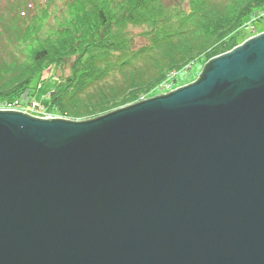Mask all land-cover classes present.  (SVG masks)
<instances>
[{"label":"water","instance_id":"95a60500","mask_svg":"<svg viewBox=\"0 0 264 264\" xmlns=\"http://www.w3.org/2000/svg\"><path fill=\"white\" fill-rule=\"evenodd\" d=\"M0 264H264V30L94 118L0 110Z\"/></svg>","mask_w":264,"mask_h":264},{"label":"trees","instance_id":"16d2710c","mask_svg":"<svg viewBox=\"0 0 264 264\" xmlns=\"http://www.w3.org/2000/svg\"><path fill=\"white\" fill-rule=\"evenodd\" d=\"M58 1L71 6V18L56 27L40 24ZM160 2L44 0L26 6L8 0L0 7V51L8 53L7 62L0 59V99L30 94L45 65L77 54L64 84L48 94V109L73 120L94 118L136 103L161 83L181 84L179 71L231 50L264 13V0H189L183 7ZM139 26L143 43L131 30ZM45 27L48 34L36 40L33 34ZM21 44L26 59L16 56Z\"/></svg>","mask_w":264,"mask_h":264},{"label":"rangeland","instance_id":"374dc122","mask_svg":"<svg viewBox=\"0 0 264 264\" xmlns=\"http://www.w3.org/2000/svg\"><path fill=\"white\" fill-rule=\"evenodd\" d=\"M38 1L43 2L44 0H24V2L26 3V6H31V5H35ZM189 0H161V4H168V3H177L179 6L183 7ZM8 2V0H0V7H2L3 5H5ZM57 6L54 7L53 9H51L52 11L49 10V12L46 14V18L45 20L40 24H48L46 26L49 25H53V26H58V24L60 23L61 25L64 24L66 21H68V19L71 18V13H69V8H65L63 1H58L57 2ZM33 9V8H31ZM30 10L29 7L27 8V11ZM26 11V9H25ZM26 11V12H27ZM58 19V20H56ZM253 25L250 24L247 27V31L250 30L251 25L253 26L252 30L249 31L248 35L249 36H253L257 33H260V31L264 30V17H261L260 19H256L253 20ZM255 26V27H254ZM143 26H139V28H132V32L134 35H136V41H142L143 40L138 37V32L143 30ZM256 28V31H255ZM48 34V32L46 31V27L45 29H43L42 31H40V33L35 32L33 34V36H37L36 40H40L42 38H44L46 35ZM22 44L19 47V50L16 51V56L18 58L21 59H26V55L28 54L26 52V50L22 49ZM1 52H4L1 54ZM14 54V53H13ZM76 56L77 54H74L71 56V54H68L67 57L63 58L60 63H58L57 65H45L41 74L38 76V78L35 80L36 82H33L32 85H30L33 89H30V94L27 95V97H29L30 100H33L34 98V102H37V100L39 101V103L43 106H47L46 108H48V94H50L51 91L55 90V86L57 84H61L63 85L64 82L63 80L65 79L66 76L71 74V66L72 64H74L75 60H76ZM7 58H8V53L5 51H0V59L1 61H6L7 62ZM206 62V61H205ZM205 62H200V61H195L193 62L191 65H188L187 68L188 69H184L179 71L176 74V78H179V82L181 84L177 85V86H169L168 83L164 82L161 83L158 87L154 88L152 91H150L146 97L141 98L139 101L144 100V99H148L151 97H154L156 95L159 94H164L167 93L181 85L190 83L191 81H193L199 74V72L202 69V66L204 65ZM23 94V93H22ZM19 97H22V95H20ZM19 97L13 98V99H18ZM25 97V96H23ZM10 99H0V110H15V111H21L24 113H27L30 116L33 117H37V118H61V119H65V120H70V121H81V120H87L90 118H86V119H79V120H73L70 117H68L65 114H61V113H54V114H44L43 112H33L30 110H22L19 108H11V109H7L1 106L2 103L4 102H9ZM138 102V101H137ZM130 105V104H129ZM127 106V105H125ZM122 107V106H121ZM116 107V108H112L110 109V111L116 110L121 108ZM124 107V106H123ZM18 109V110H17ZM109 110L106 111V113L110 112ZM103 113V112H102ZM98 114L99 115H103L105 114V112L102 114Z\"/></svg>","mask_w":264,"mask_h":264},{"label":"built area","instance_id":"2783aa9c","mask_svg":"<svg viewBox=\"0 0 264 264\" xmlns=\"http://www.w3.org/2000/svg\"><path fill=\"white\" fill-rule=\"evenodd\" d=\"M2 107L11 109V108H19V105L16 103H6L3 104ZM24 110H30V111H38V105L36 103H33L29 109H24Z\"/></svg>","mask_w":264,"mask_h":264}]
</instances>
